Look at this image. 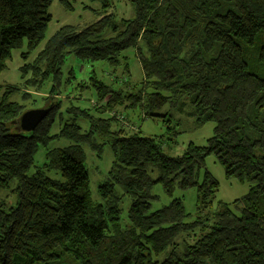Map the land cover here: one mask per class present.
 <instances>
[{
    "label": "trees",
    "instance_id": "obj_1",
    "mask_svg": "<svg viewBox=\"0 0 264 264\" xmlns=\"http://www.w3.org/2000/svg\"><path fill=\"white\" fill-rule=\"evenodd\" d=\"M54 1L73 10L69 0H0V74L12 51L25 46L27 59L41 45ZM88 3L99 6L84 7L95 21L59 28L19 68L21 88H0V192L14 184L15 197L11 207L0 201V264H264V78L250 70H264V0H128L127 19L117 18L113 0ZM131 50L143 75L138 87L126 79L124 54ZM68 55L104 62L113 73L121 68L111 81L117 89L90 79L94 113L109 116L70 107L72 119L51 136L60 102L46 98L45 119L20 132L25 108L11 98L20 92L24 100L29 89L42 93L48 82L47 94L58 95ZM167 104L187 107L196 126L214 124L204 147L190 143L182 155L168 157L121 114L139 107L144 118H163L156 113ZM79 117L86 131L76 124ZM53 139L70 146L47 151L45 163L29 173L37 151ZM105 145L113 162L94 201L82 146L100 156ZM209 156L227 180L249 185L244 196L219 203L211 225L198 217L186 222L178 199L151 211L155 185L167 196L196 189L197 213L208 208L218 190L205 170ZM51 172L59 180L47 177ZM123 196L131 200L125 226Z\"/></svg>",
    "mask_w": 264,
    "mask_h": 264
},
{
    "label": "rangeland",
    "instance_id": "obj_2",
    "mask_svg": "<svg viewBox=\"0 0 264 264\" xmlns=\"http://www.w3.org/2000/svg\"><path fill=\"white\" fill-rule=\"evenodd\" d=\"M69 2L73 8L71 12L65 11L57 1L52 3L48 12L51 21L45 30L44 40L30 56L27 55V59L25 58L26 60L22 59V55L27 54L25 46L11 52V57L6 62L4 71L0 74V88H21L22 79L19 68L24 64L30 63L37 52L42 49L46 41L59 28L67 25H79L83 27L85 24L95 21L94 16L89 10H85L84 7L97 10L99 8L98 4H90L88 0H69ZM113 4L118 19H127L132 15L128 0H113ZM124 56H126V62L129 66V76L126 79L130 85L138 87L143 78L140 65L134 57L132 50L127 51ZM253 64L257 65L256 63ZM113 70L115 69L109 67L104 62H84L77 60L73 55H68L65 58L63 66L60 68L61 85L59 88H56V91L59 93H57L58 95L49 96V94H47L52 86V83L48 82L45 84L42 93L41 91L29 89L28 98L21 100L19 92L11 98V101L23 104L25 111L42 109L45 105L43 100L46 98L51 100L56 99L60 102V110L58 113L61 115V121L59 122V117L56 118L50 131V135L53 136L58 134L62 124L72 119V116L67 114V110L70 107L88 110L90 115L97 118H107L109 116L108 114L99 115L94 113L93 107L94 104H96V99L90 79L94 78L113 89H117L118 85L112 84L111 81L114 76L119 78L122 70L119 68L115 73H113ZM250 70L257 76L264 78L263 66H258L257 71H254L251 67ZM121 81H123V79H121ZM188 112L189 109L187 107L179 110L177 107H172L170 104H167L156 113L157 115H163V118H144L139 107L126 109L121 114L129 121V124L139 130L141 136L155 138L159 141L165 155L168 157H178L184 153L187 145L190 143L195 146L204 147L206 141L213 134V123L196 126L194 120L188 117ZM164 120L168 122L165 123ZM76 124L82 131L88 129L87 121L80 117L76 119ZM118 126H120L119 123L113 124V130L118 129ZM68 146H70V142L67 140L53 139L46 149L41 148L37 151L33 158V165L29 173L34 172L45 163V154L47 151L63 149ZM82 150L85 154L83 165L88 176L90 192L92 199L96 201V199H98V187L109 181L108 172L113 162V155L107 145L103 147L100 156H97V154L92 152L87 146H82ZM205 170L208 171L218 183V190L211 199V204L208 208L197 213L196 189L186 191L175 189L171 196H167L160 186L155 185L150 192V195L156 198L154 201L150 202L151 211L159 210L167 206L171 200L178 199L182 202L183 210L188 216L186 222H191L198 217L203 221L207 220L205 224L211 225L212 221L210 220V216L217 210L219 203L230 204L234 200L244 196L249 189L247 183L240 184L236 180H227L224 177L223 168L213 156L206 158ZM46 175L51 179L59 180L58 173L51 172ZM155 175L156 174L152 176L153 179ZM13 189L14 184L10 185L8 190L0 192V201H4L7 207L14 206L15 204V197L10 193ZM115 190L119 195H122L118 187H116ZM130 203L131 200L126 196H123L119 203V219L122 226H125L127 223V211ZM181 239H179L178 242L181 241ZM187 241L189 242V240Z\"/></svg>",
    "mask_w": 264,
    "mask_h": 264
},
{
    "label": "water",
    "instance_id": "obj_3",
    "mask_svg": "<svg viewBox=\"0 0 264 264\" xmlns=\"http://www.w3.org/2000/svg\"><path fill=\"white\" fill-rule=\"evenodd\" d=\"M51 105L46 108L33 109L23 112L18 119V127L22 133L32 132L37 125L45 119L49 113Z\"/></svg>",
    "mask_w": 264,
    "mask_h": 264
}]
</instances>
